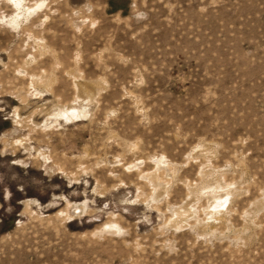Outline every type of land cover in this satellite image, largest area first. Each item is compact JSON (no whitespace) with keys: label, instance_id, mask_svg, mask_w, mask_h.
Masks as SVG:
<instances>
[{"label":"rangeland","instance_id":"374dc122","mask_svg":"<svg viewBox=\"0 0 264 264\" xmlns=\"http://www.w3.org/2000/svg\"><path fill=\"white\" fill-rule=\"evenodd\" d=\"M0 264H264V0H0Z\"/></svg>","mask_w":264,"mask_h":264},{"label":"bare ground","instance_id":"6f19581e","mask_svg":"<svg viewBox=\"0 0 264 264\" xmlns=\"http://www.w3.org/2000/svg\"><path fill=\"white\" fill-rule=\"evenodd\" d=\"M13 4H15V3H13ZM18 19V18H17ZM16 19L15 18H11V20H10V25H15L16 26ZM65 114V113H64ZM68 114V113H67ZM73 115H74V113H73Z\"/></svg>","mask_w":264,"mask_h":264}]
</instances>
